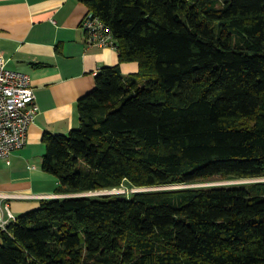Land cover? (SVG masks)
<instances>
[{
  "label": "trees",
  "instance_id": "1",
  "mask_svg": "<svg viewBox=\"0 0 264 264\" xmlns=\"http://www.w3.org/2000/svg\"><path fill=\"white\" fill-rule=\"evenodd\" d=\"M81 1L119 63L44 134L64 196L0 227V264H264V0Z\"/></svg>",
  "mask_w": 264,
  "mask_h": 264
},
{
  "label": "crops",
  "instance_id": "2",
  "mask_svg": "<svg viewBox=\"0 0 264 264\" xmlns=\"http://www.w3.org/2000/svg\"><path fill=\"white\" fill-rule=\"evenodd\" d=\"M81 0H0V55L7 66L29 74L39 112L25 144L0 160V220L15 218L43 198L61 197L55 175L42 170L44 134L67 133L79 125L77 102L95 85L103 66L119 63L112 46L88 45L81 21ZM123 74H135V61L120 63ZM1 227V226H0Z\"/></svg>",
  "mask_w": 264,
  "mask_h": 264
},
{
  "label": "built area",
  "instance_id": "3",
  "mask_svg": "<svg viewBox=\"0 0 264 264\" xmlns=\"http://www.w3.org/2000/svg\"><path fill=\"white\" fill-rule=\"evenodd\" d=\"M88 45L112 46L114 40L108 26L87 11L81 21ZM39 112L36 95L29 74L7 66V58L0 55V160L9 163L11 153L26 141L30 124ZM0 197L6 198L5 194ZM8 219L15 217L8 212ZM7 220H0L4 227Z\"/></svg>",
  "mask_w": 264,
  "mask_h": 264
},
{
  "label": "rangeland",
  "instance_id": "4",
  "mask_svg": "<svg viewBox=\"0 0 264 264\" xmlns=\"http://www.w3.org/2000/svg\"><path fill=\"white\" fill-rule=\"evenodd\" d=\"M142 78V77H141ZM252 180H264V178H260V179H252ZM244 181H251V180H244ZM242 180H212V181H207V182H200V183H196V184H192V185H210V184H220V183H234V182H244ZM135 189L134 188H131V187H128L126 185L124 186H121L120 188H115L113 190H104V191H100V192H93L92 194H113V193H129V192H133Z\"/></svg>",
  "mask_w": 264,
  "mask_h": 264
},
{
  "label": "water",
  "instance_id": "5",
  "mask_svg": "<svg viewBox=\"0 0 264 264\" xmlns=\"http://www.w3.org/2000/svg\"><path fill=\"white\" fill-rule=\"evenodd\" d=\"M235 183V182H234ZM76 195V194H75Z\"/></svg>",
  "mask_w": 264,
  "mask_h": 264
},
{
  "label": "bare ground",
  "instance_id": "6",
  "mask_svg": "<svg viewBox=\"0 0 264 264\" xmlns=\"http://www.w3.org/2000/svg\"><path fill=\"white\" fill-rule=\"evenodd\" d=\"M113 190V189H112Z\"/></svg>",
  "mask_w": 264,
  "mask_h": 264
}]
</instances>
